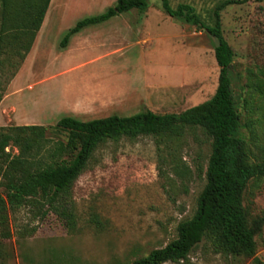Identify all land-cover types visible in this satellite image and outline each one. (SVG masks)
Instances as JSON below:
<instances>
[{
	"label": "rangeland",
	"instance_id": "1",
	"mask_svg": "<svg viewBox=\"0 0 264 264\" xmlns=\"http://www.w3.org/2000/svg\"><path fill=\"white\" fill-rule=\"evenodd\" d=\"M116 2L51 1L15 78L10 81V61L0 72L3 83L9 79L0 103V134L17 126H43L53 148L67 141L56 128L64 117L87 122L147 110L178 114L215 95L216 41L168 16L162 0H148L145 13L132 10L87 27L62 46L79 21L105 13ZM169 2L174 9L192 6L212 25L222 1ZM221 19L235 54V92L251 162L264 163V3L230 6ZM167 141L166 147L153 137L101 145L71 190L73 229L41 199L9 206V238L0 226V264H131L167 246L177 238L179 224L197 212L212 140L189 128L180 139ZM6 152L10 159L20 153L13 142ZM5 160L0 157V172ZM6 182L0 176L1 196ZM244 206L250 222L262 221L256 242L257 257L264 261V179L249 183ZM167 264H252V259L217 254L205 240L186 261Z\"/></svg>",
	"mask_w": 264,
	"mask_h": 264
},
{
	"label": "trees",
	"instance_id": "2",
	"mask_svg": "<svg viewBox=\"0 0 264 264\" xmlns=\"http://www.w3.org/2000/svg\"><path fill=\"white\" fill-rule=\"evenodd\" d=\"M51 1L0 0V72L10 61V81L31 52ZM221 1L213 12V24L209 25L192 6L182 4L174 9L169 0H162V9L168 16L204 30L216 41L214 51L220 77L217 91L210 100L178 114L147 110L128 117L112 115L87 122L64 117L56 128L67 134V141H59L53 148L48 146V129L43 126H17L0 134V157L6 159L7 164L0 172V176L7 179L6 194L0 195V226L5 239L10 237L9 206L21 207L35 199L44 201L50 212L73 229L76 219L69 196L101 145L124 138L153 137L166 147L167 140L180 139L189 128H198L211 138L212 151L206 170L207 183L199 197L197 212L179 224L175 240L131 264L181 263L205 240L217 254L264 264L257 257L256 242L262 221L250 222L244 206L249 183L264 179V163L251 162L239 112V95L235 92V54L224 37L221 19V12L230 6L251 1L264 3V0ZM148 7V0H117L105 13L79 21L68 32L62 46L66 47L72 36L87 27L132 10L145 13ZM7 82L9 79L3 83L0 75V103ZM10 142L20 151L14 159L6 152ZM95 221L99 224L97 219Z\"/></svg>",
	"mask_w": 264,
	"mask_h": 264
}]
</instances>
